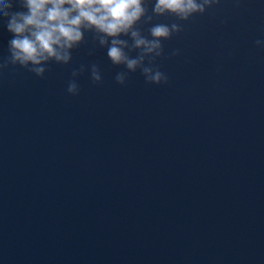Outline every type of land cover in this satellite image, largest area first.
<instances>
[{"label": "water", "instance_id": "obj_1", "mask_svg": "<svg viewBox=\"0 0 264 264\" xmlns=\"http://www.w3.org/2000/svg\"><path fill=\"white\" fill-rule=\"evenodd\" d=\"M151 4L134 27L170 34L133 70L89 30L37 76L0 20V264H264V4Z\"/></svg>", "mask_w": 264, "mask_h": 264}, {"label": "clouds", "instance_id": "obj_2", "mask_svg": "<svg viewBox=\"0 0 264 264\" xmlns=\"http://www.w3.org/2000/svg\"><path fill=\"white\" fill-rule=\"evenodd\" d=\"M22 10L10 11L13 0H0V20L6 18L5 29L11 34L7 41L8 63L21 67L30 66V71L40 76L48 60L67 63L70 50L78 45L84 32L92 31L99 35V44L107 43L106 56L113 64L124 63L129 70L135 69L143 55H159L160 39L167 38L170 28L163 23L153 24L146 39L134 27L144 17L145 22L151 16L145 15V0H16ZM209 0H152L151 11L159 16L165 13L186 19L194 12H203ZM264 4V0H260ZM177 25H171L176 31ZM127 35L132 47L141 50V56L129 58L124 48L127 41L120 36ZM108 38V39H106ZM264 47V39L255 41ZM3 67V64H0ZM146 80L158 82L163 79L159 71L150 73L144 68ZM75 75V73H74ZM91 78L99 81L100 75L92 66ZM115 80L123 82V75L117 73ZM76 84L70 81L67 92L74 94Z\"/></svg>", "mask_w": 264, "mask_h": 264}]
</instances>
